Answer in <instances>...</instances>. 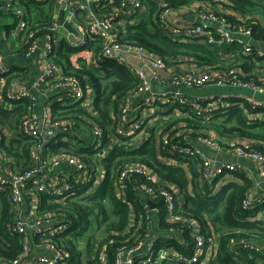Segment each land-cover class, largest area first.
I'll list each match as a JSON object with an SVG mask.
<instances>
[{"label": "built area", "instance_id": "obj_1", "mask_svg": "<svg viewBox=\"0 0 264 264\" xmlns=\"http://www.w3.org/2000/svg\"><path fill=\"white\" fill-rule=\"evenodd\" d=\"M36 1L43 2L45 0ZM55 1L59 6L55 10L52 23L49 27H43L32 22L29 9L21 2L0 0V12L10 15L15 22V25L11 26L10 36L14 35V32H18L21 38L20 46L21 48L25 47L23 57L41 64L46 77V79H42V82L45 83L47 89L43 102L30 89L20 85H11L1 91L0 101L7 108L24 99L31 103L30 111L23 120L21 132L30 139L29 159L32 164L27 170L21 171L13 157L6 151L0 153V196L4 194L10 204V213L13 215V233L26 236L23 254L12 260L2 259L0 256V264H68L69 254L54 242H36L35 244L41 251L36 253L31 251L30 244L33 242L31 237L37 235L55 236L66 230L65 225L53 221L52 214L38 213L39 195L45 193L52 200L49 202L54 201L60 205L75 194L76 186H93L102 183L107 171L104 166V171L100 169L99 164L109 157L112 149L116 146L113 137L120 140L128 137L135 130H140L145 121L155 114L158 109L155 106L157 103L172 105V108L175 105L185 106L193 103L200 112L210 114L216 110H227L231 106L229 102L231 97L198 98L191 101L183 93V88L217 85L248 89L254 93L264 94V75L257 77L256 74H252L250 80L245 81V75L236 68L214 72L180 66L188 62L179 65L175 63L166 65L163 58L144 46L121 42L118 28L119 23L122 22L121 16L131 17L137 11L144 10L145 6L141 0H124L120 7L112 8L113 14L110 17L104 15L102 3L112 0H71L66 4L63 21L69 24L75 32L65 36L60 34V31L65 29L64 24L60 22L61 4L64 0ZM151 1L154 2V0ZM253 1L264 6V0ZM158 5L160 9H163L157 17L159 29L173 41L180 40L186 43L218 47L225 44L236 45L242 49L243 55L253 57L256 61L259 59L260 61L257 63L264 64V41L256 39L253 33V26L264 27V22L260 21L258 14L251 18L245 17L239 21L240 25H234L228 19L231 12L222 5L213 6L210 2L198 1L196 5L191 4L174 9L167 8L166 0H160ZM183 12L194 13L196 21L178 25L176 19ZM115 20H119V22ZM61 40H65L71 47L79 49L70 57L73 68L79 69L81 62L90 67L100 68L103 61L111 60L126 67L141 82L138 89L131 91L123 99L119 106V114L113 117V123L108 129V133L95 120L99 114L94 106L93 88L86 78L82 80L75 75H65L63 67L53 60ZM95 41L100 42L101 49L98 53L91 49L92 42ZM9 73L10 68L3 63V55L0 54V83L4 86ZM156 84L166 86L168 89L164 92L156 91ZM172 86L178 87L179 90L172 91L170 89ZM59 88L62 94L55 95L60 92L55 89ZM245 100L248 101L252 110H264V100L249 98ZM199 101H205L206 106H199ZM75 104L84 108L88 115L80 117V121L89 125L90 128L91 156L85 153L79 155L76 152V145L79 142L73 136L72 131L77 122L70 118L55 116L53 113L54 106L67 107ZM240 106L243 107L241 104ZM175 113H180V110L175 109ZM257 114H252V117L255 115L257 118ZM260 117H264V113ZM3 137H5V133L0 127V143L3 141ZM199 140L217 154L226 153L232 161L220 162L216 157L203 153L198 148L184 146L173 149V153L179 154L178 157L169 159L161 156L162 162L167 165L186 167V164L180 163V160L184 159L183 155L196 160L200 159L205 162L206 178H211V181L218 176H222V181H224L235 172H244L250 175L251 170L246 164L250 162L257 172L256 186L261 188V194L249 191L242 206L246 210L263 208L264 155L256 148L259 144L248 139L228 138L226 150L222 151L223 148L219 142L210 138H200ZM164 144H168L167 136L164 137ZM57 145H67L71 150L61 147L55 153L54 148ZM164 158H167V161H164ZM88 160H92L94 163L90 165ZM140 173L149 179H154L152 172L140 165L125 166L119 171L116 179L118 196L125 192L127 181L133 175ZM220 182L221 180L218 183ZM144 189L148 193L152 192V189L147 186H144ZM218 191L216 187V192ZM174 193L176 194L177 191L173 187L172 192L161 191V195L168 204L170 219L173 221L176 220ZM28 205L36 207V211L27 213ZM194 238L196 246L191 256L181 255L174 250L156 249L157 238L150 241L147 251L143 252V245L149 241L147 237L128 251L125 250L126 248L120 250L116 264H169V261H178L182 264H209L217 253V236L205 238L196 234ZM253 239L233 238L230 251L234 257H238L240 253L248 250L260 251L264 254V243H258ZM103 256L102 254L104 261ZM258 264H264V261H259Z\"/></svg>", "mask_w": 264, "mask_h": 264}, {"label": "trees", "instance_id": "obj_2", "mask_svg": "<svg viewBox=\"0 0 264 264\" xmlns=\"http://www.w3.org/2000/svg\"><path fill=\"white\" fill-rule=\"evenodd\" d=\"M195 1L166 0L167 8L174 9L191 5ZM198 1L210 2L213 6L220 4L213 3L214 0ZM223 1V7L231 12L228 19L234 25H240L234 16L235 13L244 16L258 14L264 18V6L253 0ZM21 2L29 9L33 23L43 27L51 25L57 8L55 0ZM123 2L124 0L103 1L104 15L110 17L113 14L112 8L120 7ZM162 10L158 3L149 1L146 16L137 24H132L128 18L120 19L122 22L118 26L119 40L144 46L163 58L166 65L180 63L184 59L197 69L206 71L222 72L236 68L245 73V81L250 80L259 59L256 61L253 57L243 55L242 49L236 45L225 44L218 47L173 41L159 29L157 17ZM253 33L256 39L264 41V27L253 26ZM91 49L98 53L101 49L100 42H92ZM19 51L24 54L25 47ZM78 51L79 49L61 40L53 60L63 67L65 75H75L82 80L86 78L93 88L94 106L99 114L95 120L108 133L113 117L119 114V106L123 99L131 91L138 89L141 82L126 67L111 60L103 61L100 68L90 67L81 62L80 68L75 69L70 63V57ZM24 73L23 76H26L29 71L24 69ZM12 74L13 72H10L7 75L5 88L14 80ZM2 89L0 86V95ZM229 102L231 106L227 110H216L210 114L200 112L193 103L185 106L175 105L173 108L172 105L157 103L155 106H158L159 111L155 113L156 116L154 114L151 117L153 119L155 116L153 125L146 121L140 130L121 138L119 142L122 145H116L109 157L102 162L107 174L95 192L88 194L92 190V185H78L75 188L76 195H71L60 205L54 201L49 202L52 200L45 193L39 195L38 213L52 214L53 221L65 225L66 230L60 235H37L30 239L34 243L40 241L56 243L69 254L68 264H116L120 250L123 248H126V251L130 250L153 232L164 234L156 236V249L174 250L184 256L192 255L196 246L194 238L196 234L205 238L217 236V253L209 264H258L259 261H264V254L260 251H244L238 257H234L230 251L231 240L237 237L254 238L258 243H264V219L260 217L257 209L246 210L242 206L253 186L252 179L247 177L246 173H232L230 182L216 192L217 184L223 177L218 176L213 181L211 178L207 179L204 161L183 155L184 159L180 160L181 164H186V167H183L167 165L161 160V156L169 159L178 157L179 154L173 153V149L184 146L195 149L188 138L197 141L200 138L208 139L211 133L216 136L214 141L219 142L223 149H226L228 138L248 139L256 141L259 144L256 148L264 155V117H260L264 110H252L248 101L241 97H231ZM206 104L205 101H199V106L205 107ZM30 105V101L24 99L7 108L0 101V127L8 129L12 134L11 139L3 137L0 146L15 159L14 162L21 171L27 170L32 164L29 159L30 139L21 132ZM177 108L181 114L175 113ZM161 109L164 111H160ZM53 113L58 117L75 120L77 130L81 127L80 117L88 116L84 108L78 104L67 107L54 106ZM256 113L258 117L255 118V115L252 117V114ZM83 124L86 129L80 130L86 135V140L81 142H87V146L81 150L76 149V152L79 155L85 153L91 156V148L88 145L90 128L89 125ZM142 130L145 132L140 137L139 133ZM165 136L168 140L167 145L164 144ZM61 147L71 150L67 145H57L54 148L55 153ZM93 163L94 161L88 160V164ZM137 165L149 169L154 179H149L143 173L135 174L127 181L125 192L118 196L116 179L119 171L125 166ZM144 186L151 188L152 192L148 193ZM172 187L177 191L173 196L176 205L175 221L170 219L168 204L161 195L162 190L172 192ZM149 201L154 207L149 205ZM193 222L199 226L197 232H194L196 227ZM92 223L95 224L94 229H90ZM12 225L10 204L3 194L0 196L2 259H16L24 252L26 236L13 233ZM88 233L85 246L81 249L80 244L84 242L82 239ZM97 233H100L101 238L96 237ZM169 264L182 263L169 261Z\"/></svg>", "mask_w": 264, "mask_h": 264}, {"label": "crops", "instance_id": "obj_3", "mask_svg": "<svg viewBox=\"0 0 264 264\" xmlns=\"http://www.w3.org/2000/svg\"><path fill=\"white\" fill-rule=\"evenodd\" d=\"M71 1V0H69ZM144 3L145 9L144 10H140L137 11L133 16L131 17H126L125 15L121 16L122 18H128L130 19V21L132 22V24H137L141 19H143L147 12H148V3L151 0H141ZM18 3L21 2V0H17ZM155 3H160V0H154ZM219 5H224V1L223 0H214L213 3H219ZM222 2V3H221ZM22 3V2H21ZM198 3V0H196L192 5H196ZM59 6V4L57 5ZM225 8V7H224ZM228 9V8H225ZM195 14L192 12H183L181 13V15L176 19V23L178 25H181L182 23H193L194 21H196L195 19ZM234 16L237 18V20L241 21L243 18L245 17H250L251 16H244L241 13H235ZM189 17H193L192 19H190ZM11 16L5 13H1L0 12V54L3 55V63L10 68V72H13L12 76L14 77L13 81L11 82V85H20L22 87H25L27 89H30L32 93H35L40 100L42 99L41 102H43L45 93L47 91V89L45 88V83L42 82V79H46L44 71L42 69V66L40 63L35 62L32 59H26L23 57V53H21L19 50L21 48V38H20V34L18 32H14V35L10 36V31H11V22L10 19ZM123 20V19H122ZM173 20V18H172ZM13 31V30H12ZM68 33H73L72 31H70L69 29H67L65 27L64 30L60 31V34L62 36L67 35ZM180 66H184L187 68H191L194 67L196 68L193 64H191L190 62H188L185 65H180ZM256 67L254 68L253 74H256V76H260V75H264V64L263 63H256L255 65ZM24 69L29 71V74H27L26 76H23L24 73ZM242 72V71H241ZM243 73V72H242ZM245 75V73H243ZM17 76H20L22 78H16ZM10 85V86H11ZM0 86L3 88L2 90L5 89L4 84L0 83ZM234 88V89H233ZM168 89V87L166 86H160V85H155V90H159L160 92H164ZM208 90L205 91L202 95V99L205 98H217V97H224V96H230V97H241V98H249V99H256V100H264V94H259V93H254L248 89H242V88H236V87H229V86H219V88H207ZM55 90H59L60 92L55 94V95H61L62 91L61 89H55ZM234 93V94H232ZM74 127V126H73ZM72 127V128H73ZM2 128V127H1ZM80 129L85 130L86 126L81 122V127ZM80 129H76V125L73 128V136L78 140L79 144L76 145V149L81 150L82 148H85L87 146V142L86 143H82L81 141H85L86 140V135L83 134V132ZM3 131L5 133V139H11L12 138V134L8 129L3 128ZM212 134V133H211ZM214 135V134H212ZM211 135V136H212ZM214 137V136H213ZM188 141L195 146V148H199L203 153H206L212 157L216 156V159H218V161L220 162H225V161H230L231 158L224 152L222 153H216L212 152V150H210L203 142H201L200 140H191L188 138ZM113 142L116 145H120L121 142H119V140L116 137H113ZM8 143V142H7ZM89 145V144H88ZM226 149H223L222 151H225ZM6 150L2 148V146H0V153H4ZM56 152V151H55ZM247 166L250 168L251 170V174L247 175V177H249L250 179H252L253 181V186L252 189L250 191H255L256 194L260 195L261 194V188H258L256 186V178H257V172L253 166L252 163L248 162L246 163ZM232 178V177H231ZM225 182L229 181V179H225ZM224 181H221L220 183L217 184V188L218 190H220V188L227 184L224 183ZM154 205V204H153ZM35 212L36 211V207H31L30 205H28L26 207V212ZM257 212L259 213V215L263 216L264 215V207L261 209H258ZM156 222V221H155ZM194 225V222H193ZM196 228L194 231L199 229V226L194 225ZM164 235L162 233L159 232H153L147 240H149L147 243H145L143 245V252L147 251L149 242L152 240H156V236H161ZM165 237H167V235H165ZM171 237V236H168ZM33 241V240H32ZM30 248L31 251L36 253V252H40L41 249L34 243L32 242L30 244Z\"/></svg>", "mask_w": 264, "mask_h": 264}, {"label": "rangeland", "instance_id": "obj_4", "mask_svg": "<svg viewBox=\"0 0 264 264\" xmlns=\"http://www.w3.org/2000/svg\"><path fill=\"white\" fill-rule=\"evenodd\" d=\"M259 19H260V21L261 22H264V18H262V17H259ZM10 20V22H11V26H14L15 25V22H14V19L13 18H10L9 19ZM186 60H184V59H182L181 60V62L180 63H176V65H179V64H183L184 62H185ZM185 65V64H184ZM165 76V75H164ZM210 87H213V88H219V86H217V85H210V86H204V87H200V88H183V93H185V95L191 100V101H195L196 99H198V98H202L201 96L202 95H200V94H203L205 91H207L208 89L207 88H210ZM234 89V88H233ZM157 91V90H156ZM232 94H234V93H232ZM158 107V106H157ZM158 109L155 111V113L157 114L158 113ZM160 111H164V109H161ZM156 114H155V116H156ZM155 116L153 117V119L155 120ZM152 118L151 119H149V120H146L147 121V123L149 124V125H153V123H154V120H153ZM145 121V122H146ZM144 130H142L140 133H139V136L140 137H142L143 136V134H144ZM212 135V134H211ZM210 138L212 139V140H215L216 139V136L215 137H213V135L212 136H210ZM212 152H215V151H212ZM215 154H216V152H215ZM216 157V156H215ZM214 157V158H215ZM164 161H167V158H164ZM232 161V160H231ZM103 166H104V164L102 163V164H99V167H100V169H102L103 170ZM104 171V170H103ZM228 179H231V176L228 178ZM229 181H227V182H225L224 181V183H228ZM100 184H102V183H100ZM100 184H94L91 188H92V190H90L89 192H88V194L89 193H92V192H95V189H97L98 188V186L100 185ZM223 187V186H222ZM221 187V188H222ZM94 190V191H93ZM74 195H76V194H74ZM74 197V196H73ZM180 201H181V199H180ZM261 218H263L264 219V215L263 216H260ZM153 219H154V221H155V216H154V214H153ZM94 225L95 224H91L90 225V229H94ZM89 235V233L88 234H86L84 237H83V239H82V241H84V242H81V249H83L84 248V246H85V241H86V239H87V236ZM96 237H99V238H101L100 237V233H97L96 234ZM253 239V238H252ZM254 241H255V239H253Z\"/></svg>", "mask_w": 264, "mask_h": 264}, {"label": "water", "instance_id": "obj_5", "mask_svg": "<svg viewBox=\"0 0 264 264\" xmlns=\"http://www.w3.org/2000/svg\"><path fill=\"white\" fill-rule=\"evenodd\" d=\"M68 2H69V0H64V1L62 2V4H61V19H60V22H61V24H64V26H65L67 29H69V30L72 31V32H75L74 29H73L69 24H66V23H64V21H63V13H64V10H65V8H66V4H67ZM189 18L192 19L193 17H189ZM170 89H171L172 91H174V92H176V91L179 90L178 87H174V86L170 87ZM149 205H150L151 207H154V205H153V203H152L151 201H149Z\"/></svg>", "mask_w": 264, "mask_h": 264}]
</instances>
